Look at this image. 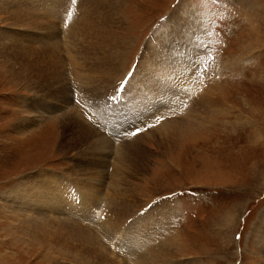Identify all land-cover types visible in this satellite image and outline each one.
Returning <instances> with one entry per match:
<instances>
[{"label":"rangeland","instance_id":"obj_1","mask_svg":"<svg viewBox=\"0 0 264 264\" xmlns=\"http://www.w3.org/2000/svg\"><path fill=\"white\" fill-rule=\"evenodd\" d=\"M34 3L38 7L37 12H32L29 3L24 4V10L17 12L47 17L49 11H45V7L48 4L41 6L37 0ZM119 11L125 25L122 32L133 38L122 64L127 79H132L130 74L138 69L143 53L150 51L146 48L148 42L169 30L168 21L174 13L193 15V20L197 21L190 26L191 32L188 31V34L193 36L191 41H194L198 50L194 49L187 55L188 51L185 50L190 51L187 44L184 50L174 48L176 63L185 66V59L188 60L187 57L196 52L189 61L193 60L192 68L194 64H198L210 78L198 76V72H195L192 74V84L205 92L222 96L226 109L230 107L231 110L215 114L212 118L216 119L207 118L202 121L191 133L181 137L174 150L164 153L154 145L150 133L147 135L149 129H152L150 119L148 122L146 119L145 124H141L142 120L141 123L134 122V139L139 141L145 151L141 157L145 170L133 179L126 178L122 172V159H113L114 156L109 175L106 174L107 180L110 185H118L122 179L128 182V186L137 195L138 202L145 204L139 212L148 211L149 215L156 213L157 216L170 214V220L164 221L165 229L158 236H151L152 227L148 228L156 220H151V225L141 222L143 226L137 231L143 230L142 235L151 236L146 240L158 239L163 244L174 240L172 251L175 255L178 254L176 260L181 258L180 264H264V0H122ZM3 12L5 11L0 8V32L14 36L20 30L13 25L10 16ZM67 25L68 20L55 21L54 30L57 28L59 37L62 32H66ZM50 30L51 28L46 29L48 33ZM32 32L35 38L43 33L37 28ZM183 34H186V30ZM27 40L32 42L31 39ZM179 41L176 43L186 42L184 35ZM1 45L5 49L0 48V264L74 263L72 255L59 253L55 246L46 252V256L36 243L26 241L32 234L28 231L29 227H20V213L12 212L13 209L5 201H11L12 198L6 195L14 191L22 180L36 179L44 173L63 177L77 166L76 162L88 161L91 157L83 155V146L77 150H68L61 143L65 122L61 123L60 120L67 108L63 97H53L51 92L44 91L33 80L25 81V86L16 81L14 71L20 65L17 66L19 61L13 52H17L18 48L16 45L3 44L0 35ZM36 48L41 49L40 46ZM166 55L158 70L167 67L168 53ZM73 70L76 71L72 69L68 81L69 105L74 107L84 122L90 119L92 124L99 126L94 105L95 100L98 102L104 96L102 93L105 84L96 93H92L90 79L81 81L87 76L75 78ZM202 71L199 74L203 75ZM182 76H178L176 83L181 82ZM161 85L159 81L152 80L150 84L146 83V100L143 99L142 105L150 107L158 102L157 97L162 93L156 94L153 87ZM181 101L176 99L175 108L168 109L169 114L188 117L189 112ZM44 105V108L49 109L47 112L40 109ZM53 105H57L60 111L55 113L50 110ZM165 111L166 108L161 113L165 114ZM36 115H43L42 123L29 135L19 133V124ZM125 117L114 126L120 139L128 118ZM154 129H158L156 123ZM67 131L66 138H69V134L74 131ZM96 131L100 133L98 137L105 133L107 135V131L102 128L97 127ZM107 136L114 138L113 133ZM107 159L108 156L105 158L106 162ZM83 168L84 166L80 170ZM80 170L76 172L80 176H75L87 177ZM69 186L76 188L72 183ZM102 188L103 184L98 185L95 191L100 193ZM95 197L94 195L93 200ZM70 214L64 213L66 220ZM133 214L123 216L122 220L114 219L113 225H116L117 230L129 227V220L126 218ZM52 217L59 218L58 215ZM52 217L41 221L50 222ZM138 222L136 220L134 223ZM74 224L75 227L87 229L96 244L110 253L113 259L122 264H133L135 255L119 250L120 242L128 241L121 240L123 236L118 240L110 236V239L100 226L90 225V221H84L83 217ZM73 229L72 232L68 228L72 236L76 235V229Z\"/></svg>","mask_w":264,"mask_h":264},{"label":"bare ground","instance_id":"obj_2","mask_svg":"<svg viewBox=\"0 0 264 264\" xmlns=\"http://www.w3.org/2000/svg\"><path fill=\"white\" fill-rule=\"evenodd\" d=\"M25 1L0 0V8L5 11L3 13H7L12 19L13 25L20 30H17V34L14 33V36L0 32L3 44L16 45L18 48V51L13 53L17 57L16 60L19 61H16L17 66L20 65V67L14 71V78L24 86L27 85L25 81L33 80L40 85L41 89L51 92L53 97L54 95L63 97L67 108L66 111L63 110L65 114L60 120L61 123L65 122L61 143L68 150H77L83 146V155L91 157L88 161L76 162L77 166H74L63 177L44 173L36 179L22 180L14 191L6 195L12 198L11 201L9 199L5 201L13 209L11 211L20 213L18 214L22 218H20L22 221L20 227L32 229V231L28 230L32 234L26 241L32 242V244L36 243L35 245L46 256V252L55 246L59 253L67 256L72 255L75 259L74 263L65 261L66 263L61 264H122L121 261L113 259L110 253L101 246L99 247L87 229L75 227L74 222L83 217L84 221H90V225L100 226L108 238L112 239L110 236H113L116 237L114 240H118L123 236L121 240H128L120 242L119 250H125L126 253L135 255L133 264H180L181 258L176 260L178 254L175 255L176 253L174 254L172 251L173 245H175V243L173 244L174 240H168L167 244L161 243L162 241L158 239L146 240L153 234L158 236L165 229L163 224L164 221L170 220V214L157 216L156 213L149 215L148 211L139 212L145 204L138 202L137 195L128 186V182L122 179V181L119 180L118 185L113 183L110 185L106 177L109 175L111 160L116 157L123 161L124 170L122 172L126 178L133 179L134 176L141 175L145 170L143 168L145 164L141 159L145 151L138 143L139 141L134 139L133 135L136 132L134 122L141 123L143 121L141 124H145L146 119L147 122L150 119L152 129H149L147 135L150 133L153 137L150 139L154 145L164 153L174 150L181 137L195 126H200L202 121L207 118L216 119L212 118L215 114L231 110L230 107L226 109L222 96L205 92L192 84L193 73H200L203 70V76L205 78L208 76L207 72L198 64H194L192 68L193 60L189 61L196 52L191 53L192 56L187 57L188 60L185 59V66L184 64L179 65V62L176 63L174 48L175 50L176 48L184 50L187 44L190 47V51L185 50L188 51L187 55L194 49L198 50L197 46H194V41H191L193 36L188 34V31L191 32L190 26L197 20H193L194 16L190 13L188 16L181 12L174 13L168 21L169 30L164 35L155 36L152 38L153 41L148 42L146 48L147 51H150L143 53L142 60L137 65L138 69L130 74L133 76L132 79H127L122 64L133 38L122 32L125 30L119 11L122 0H37L41 6L48 4L45 7V11H49L47 17L17 12L24 10L25 8L22 7L26 3L31 4L33 13L38 11V7L34 3L35 0ZM62 19L63 21L68 20V25L65 28L66 32H62V36L59 37L57 28L54 30V24L55 21H62ZM34 28L43 32L38 35L41 38H35L32 35ZM48 28H51L50 33L46 31ZM184 30H186V34H183L186 42L177 44L176 41L181 40ZM195 37H197L196 34ZM27 39H31L32 42ZM36 46H40L41 49H37ZM0 48L5 49L2 45ZM30 48L41 51H30ZM166 53L169 57L168 65L165 69L158 70L159 64L164 61L163 56H167ZM72 69H76V71L73 70L75 78L81 79V77L87 76L81 81L90 79L92 93H96L100 86L105 84L104 93H102L104 96L98 102L89 95L92 100H95V116L99 120V123H96L99 126L95 123L92 124L89 118L84 122L83 118L73 109L74 107L69 105L68 81L72 75ZM142 70H144V74H142ZM179 75L182 76L181 82L176 83ZM208 77L210 78V76ZM151 80L159 81L162 84L161 87H153L156 94L162 93V95L157 97L158 102L146 107L142 104L146 100V83L150 84ZM176 99L182 100L181 102L189 112L188 117L183 118L174 115V113L169 114L168 109L175 108ZM44 107L46 105L41 106L40 109L47 112L48 107ZM163 107L167 109L165 114L161 113L164 110ZM50 110L55 113L60 111L57 105L50 106ZM42 116L36 115L28 118V121H22L18 126V132L23 135L32 132L37 128L36 126L42 123ZM168 116L174 117L169 118ZM124 117L128 118L125 120L123 137L120 139L114 126ZM139 123L138 125H140ZM155 123L158 129L153 130ZM97 127L106 130L109 136L113 133L114 138L108 137L105 135L106 133L98 137L100 133L96 131ZM67 130L74 131L69 134V138H66ZM156 133H158L157 136H155ZM106 156H111L107 162L105 161ZM82 166L84 168L80 170ZM78 170L84 172L87 177L77 178L75 174L80 176V173H76ZM69 183L74 184L77 189L70 188ZM102 184V192H96L98 185ZM105 190L108 191L107 194H104ZM94 195L96 197L93 200ZM64 213H73L74 215H68L69 218L66 220ZM129 213H134L126 218L127 221L129 220V227L117 230L116 225H113L114 219L122 220L123 216ZM136 213L137 216H135ZM55 215H58L59 218L52 217ZM51 217L50 222L41 221ZM136 220L139 221L137 224L134 223ZM151 220H156L152 226H148V228L152 227L151 236L149 234L142 235L143 230L137 231L143 226L141 222L149 224ZM72 227L76 229L77 236H72L68 230V228L71 231L74 230ZM26 233L24 234L26 235ZM262 237L264 242V230ZM131 251L132 253H130ZM177 261L179 262L177 263Z\"/></svg>","mask_w":264,"mask_h":264},{"label":"crops","instance_id":"obj_3","mask_svg":"<svg viewBox=\"0 0 264 264\" xmlns=\"http://www.w3.org/2000/svg\"><path fill=\"white\" fill-rule=\"evenodd\" d=\"M111 158V156H108V159H110ZM108 193V191L107 190H105L104 191V194H107Z\"/></svg>","mask_w":264,"mask_h":264}]
</instances>
